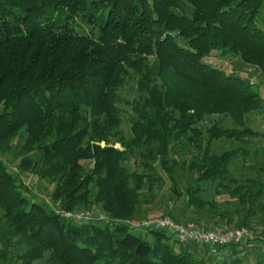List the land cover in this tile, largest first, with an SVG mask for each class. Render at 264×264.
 <instances>
[{
  "label": "trees",
  "instance_id": "obj_1",
  "mask_svg": "<svg viewBox=\"0 0 264 264\" xmlns=\"http://www.w3.org/2000/svg\"><path fill=\"white\" fill-rule=\"evenodd\" d=\"M263 7L264 0H0V264H264L256 255L264 228L253 225L264 210V178L240 183L231 174L244 147L210 150L214 139L264 136L245 124L264 107L261 85L208 61L214 52L237 55L264 72V30L256 24ZM77 17L96 31L80 33ZM130 74L138 96L126 138L118 104ZM209 115L234 126H207L203 142L199 123ZM21 130V160L12 170L3 154ZM180 139L194 148L195 175L182 189L172 156ZM82 160L92 162L87 171ZM154 161L172 182L176 205L167 215L205 229L229 224L228 210L203 197L205 184L236 196V226L252 237L212 253L126 222L142 218L144 188L154 198ZM27 170L55 182L50 199L63 210L95 206L105 218L57 213L22 181ZM212 210L214 217L206 214Z\"/></svg>",
  "mask_w": 264,
  "mask_h": 264
},
{
  "label": "rangeland",
  "instance_id": "obj_2",
  "mask_svg": "<svg viewBox=\"0 0 264 264\" xmlns=\"http://www.w3.org/2000/svg\"><path fill=\"white\" fill-rule=\"evenodd\" d=\"M91 2L92 0H88ZM76 23V29L80 33H92L96 30L91 28L90 25L87 24V22L82 17H77L75 20ZM256 24L264 30V7L260 11L259 15L256 19ZM208 61L216 65L217 67L223 69L227 73H234L237 75H240L242 77H245L250 80L251 83H256L261 85L260 91L261 94L264 96V72L261 71L260 68L250 65L247 63H244L240 60V58L237 55H230L222 57L219 52H214L210 57H208ZM136 76L133 74H130L122 89L120 90V96L122 98V101L118 104L120 111H121V124H120V130L122 134L126 138L131 137V122L130 117L133 115V110L130 107V102L137 98L138 93L136 89ZM261 83V84H260ZM263 83V84H262ZM213 123H217L219 126L222 127H233L234 124L232 123L231 119L225 115H209L205 116L203 120L199 123V126L202 130V136H203V142L205 141L207 135L205 128L209 125H212ZM245 124L249 125L255 130H258L262 133H264V107L263 109L254 111L248 115L245 116ZM25 131L21 130L20 135L12 138V145L11 149L8 150V152L3 154V157L10 163V167L12 170H17L16 166L21 160V155H18L17 152L19 148H21V145L23 144L24 138H25ZM186 139H180L176 141L175 147L173 148L172 153H174L172 156L177 160V165L174 168V178L179 183V188H184L191 178L195 175L193 171H189V162L193 158L192 151H194V148H187L185 147L184 143ZM104 144V143H101ZM115 146H118L116 144ZM236 148V147H244L247 150V154L245 157H242L241 155L236 156L232 164L230 166V172L231 174L237 179L240 183H246V179L252 176H259L261 178H264V136L259 135L256 137H251L247 140L246 143H241L236 140H231L229 138H219L214 139L211 141L210 144V150L213 153H221L222 151L230 148ZM2 156V154H0ZM84 170L87 171L92 165V162L90 160H82L81 161ZM132 160L129 159L128 166L129 169H131L133 166ZM154 169L152 170V174H154L156 177H158L157 181L154 184V187L152 188V193L154 198L151 199L150 196H148L150 193L147 191L146 188H144L140 192L141 196V205H140V213L142 218H132L128 220H136L140 221L147 217H155V216H163L167 215L166 210L172 209L175 204L174 202V194H172L170 188L172 185V182L168 176V174L160 168V165L157 161L153 162ZM21 178L22 181L25 183V185L29 188L30 191L38 195L41 199L48 202L50 205L56 206V208L63 209L62 207H59V203L53 202L50 199L51 192L53 188L55 187V182L49 180V179H42L38 175L32 173L31 171H22L21 172ZM204 186V193L202 194L204 198L206 199H212L216 202L217 206L221 209L228 210L227 214L228 217H230L231 222L229 224L224 225L225 221H222L220 225L213 228H207V229H213V230H223V229H231L235 228L237 218L236 215L232 212L233 206L236 204V196H230L224 189H220V193L217 194L214 190V188L210 186ZM91 192L94 191L93 184H90ZM144 199L147 201L144 203ZM229 201L228 204L226 202ZM182 203V202H180ZM179 203V204H180ZM258 204L264 205V195L260 198ZM187 208V207H186ZM191 208H187V215L186 217H190ZM77 210H89L94 217H97L100 214H103L100 212L95 206H82L80 208H77ZM218 213V210H212L208 211L206 214L209 216H216ZM241 213H243L241 211ZM1 214V210H0ZM214 214V215H213ZM171 217V216H170ZM172 218V217H171ZM173 219V218H172ZM218 219V218H215ZM175 221L182 223L184 225H192L188 224L186 219L183 220H176ZM253 222L255 226H257L256 231H261L264 228V210H256V215L254 216ZM197 226L203 227L202 222L201 224H196ZM135 233L143 234L144 231L142 229H136L134 230ZM264 237V234H263ZM258 258L262 259L264 258V247H259V249L256 250ZM44 260L35 261L34 264H43Z\"/></svg>",
  "mask_w": 264,
  "mask_h": 264
},
{
  "label": "built area",
  "instance_id": "obj_3",
  "mask_svg": "<svg viewBox=\"0 0 264 264\" xmlns=\"http://www.w3.org/2000/svg\"><path fill=\"white\" fill-rule=\"evenodd\" d=\"M57 213L64 217L76 220L88 221L94 216L89 210H76L73 212L57 209ZM104 219V215L97 216ZM134 227H142L147 230L164 229L171 232L179 243L194 242L206 246L210 252L215 253L218 246L240 243L243 239L252 237V233L246 227H235L224 230L205 229L200 226H188L172 219L169 215L145 218L141 221L127 220Z\"/></svg>",
  "mask_w": 264,
  "mask_h": 264
}]
</instances>
